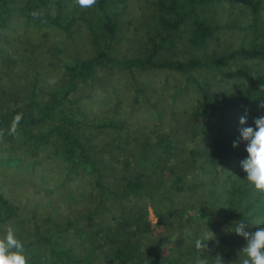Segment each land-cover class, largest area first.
Masks as SVG:
<instances>
[{"label":"trees","instance_id":"1","mask_svg":"<svg viewBox=\"0 0 264 264\" xmlns=\"http://www.w3.org/2000/svg\"><path fill=\"white\" fill-rule=\"evenodd\" d=\"M60 1L54 3L55 14L44 12L43 19L72 36L77 18L61 23ZM235 1L150 0L149 14L142 18L141 42L135 44L127 36V44H135L136 54L120 60L112 47L124 31L123 22L112 18L118 16L117 10L109 9L115 0H97L94 7L102 18L88 23L92 55L83 59L76 55L71 63L60 61L66 84L53 88L45 101L33 97V85V98L23 107L13 100L10 110L0 113V130L3 139L9 140L14 116L23 115L17 135L26 139L20 140L24 146L13 153H19V174L24 178L20 195L28 192L30 197L13 202L1 190L0 235L8 226L16 230L28 264H197L198 259L208 264L217 259L222 264H241L247 241L233 229L240 221L247 232L264 227V191L246 179L241 166L248 156L247 142L242 140L245 143L233 147L222 137L230 126L228 112L252 116V124L246 127L253 128L254 120L264 116V71L246 64L226 69L224 65L236 59L264 65L263 0L252 2L248 39L220 55L206 49L222 26L205 14L208 7ZM11 9L8 0H0V23L11 15ZM115 69L130 75L159 70L179 74L186 84L176 87L172 95H180L192 82L200 98L193 102L189 97L179 115L177 108L169 114L162 111L163 118L175 124L171 132L169 128H140L141 114L139 119L132 118L133 124L139 121L137 126L125 125L120 118L96 122L76 116L73 105L89 98V86L109 87L100 73ZM195 72L203 73L205 85L212 72L234 79L235 87L224 91L237 93L214 95L195 78ZM129 110L131 115L137 114L133 106ZM180 123H186L184 137L179 134ZM212 130L215 137L210 135ZM47 163L57 174L42 168ZM108 169L119 179L117 183L102 182V172ZM88 175L94 187L85 197L86 184L73 186ZM33 183L40 188L33 189ZM186 191L191 193L189 200L177 197ZM64 206L69 212L64 213ZM209 231L214 239L207 241L206 250H198L195 241L210 235Z\"/></svg>","mask_w":264,"mask_h":264},{"label":"rangeland","instance_id":"2","mask_svg":"<svg viewBox=\"0 0 264 264\" xmlns=\"http://www.w3.org/2000/svg\"><path fill=\"white\" fill-rule=\"evenodd\" d=\"M8 1L9 6L12 8L11 15L0 23V113L10 110L13 100L20 101V106L22 107L33 97L35 99L38 98V101H45L53 88L57 85L64 86L66 84V75L59 64L60 61L71 63L76 55L81 59L92 55L94 46L91 41L92 36L88 23L96 22L102 18V14L100 13L98 16V9L94 6L91 8H80L76 5L75 0H61L62 8L58 20L62 23L72 17L77 18L76 24L72 25L73 33L71 36L65 33L62 28L43 19L44 12L50 16L55 14L54 3L56 0ZM149 1L115 0V3L109 7L110 10H117L118 12V16H112V18L123 22L124 31L119 32V38L115 39L117 43L112 42L113 55L118 59L123 60L136 54L133 48L135 49L134 45L137 42H141L144 33L142 18L146 13L149 14L150 9L147 5ZM254 1L236 0L232 5L216 6L215 9L205 7L206 16L213 18L215 22L222 26L220 32L209 42L206 49L208 52L220 55L223 52L239 47L248 39L252 32L249 23L252 20V2ZM262 5L260 14L264 20V0ZM33 12L39 14L37 18L32 16ZM81 16L85 20H81ZM127 36L128 40L134 38L136 40L135 44L131 42L127 44ZM242 64L250 67L252 65L254 69L264 71L262 63H256L255 60L250 59L229 60L225 63L224 68H235ZM124 72L115 69L114 72L111 70V72L106 71L105 74L100 73V76L109 84V87H106V89L97 83L89 86V98L79 100L72 107L76 116L96 122L104 118L116 120L120 118L119 121H124V124L127 125L133 124L132 118L139 119L137 115L141 114L143 119L140 126L138 125L140 128L147 127L148 129L151 127L157 129V131L169 128V132H171L175 124L173 125L174 122H170L172 120L163 118L162 111L164 110L166 114H169L170 112L172 113L173 109L177 108V114L179 115L182 109L186 107V100H189V97V101L193 102L195 97L197 99L200 98L194 92L195 84L192 82L188 86L186 85L185 88L183 87L184 90L180 95H172L176 87L182 88L181 85L185 83L184 76L179 74L174 75L173 72L165 70L152 71L150 73L135 71L133 75L128 74L125 70ZM212 73L213 75L207 76L206 82L208 85H205L202 72H195L194 76L201 80L209 92L214 95H218L215 93L219 92H223L225 95L237 93L224 91L226 88L235 87L237 82L234 79L221 77L216 74L217 72ZM114 79L117 82L113 83ZM103 80L101 82L105 83ZM50 81H55V83H50ZM33 85H35L34 89H36L35 96L31 95ZM115 85L116 90H111V86ZM114 92H118L119 95ZM154 102L156 106H152L154 107L153 110L151 109V104ZM130 106L134 107L133 112L137 114L131 115V113H128V111L130 112ZM114 112L118 113L115 114ZM227 116L226 119H229L228 125L230 124V126L222 138L229 143H233L240 138V127H238L240 122L234 123L232 118H238L240 121V117L244 115L236 110L231 113L228 112ZM251 121H253L252 116H246V123L242 126L246 127L252 124ZM138 122H134L133 125L137 126ZM178 125L180 127L179 134L184 137L186 123ZM236 125L237 127L235 128L237 129L233 128ZM191 127H194L193 123H191ZM215 132L214 130L210 131V135L215 137ZM21 139L26 138L20 136V134L12 136L10 140L0 137V192L3 190L5 197H9L13 202H24L25 200L21 198L29 199L30 197L28 192L20 195L22 189L20 185L24 178H22L23 175L19 174V153H13L16 147L18 150L19 147L24 146L21 144ZM240 143L245 142L240 140ZM42 168L53 169L57 174V169L48 167V163ZM25 172L29 174L31 172L30 168ZM87 177L85 180H79L80 183L73 186L78 187L80 185L83 187V184H86L83 188L85 197L88 196L86 194L91 190V187H94L91 175ZM199 178H203V175L201 174ZM101 180L111 185L117 183L119 179L117 180L116 176L108 169L102 172ZM119 182L121 183V181ZM32 188L36 190L40 188V185L33 183ZM72 191L76 194V189ZM189 194L191 193L186 191L178 194L180 196L177 197L189 200ZM52 195L56 196L55 193H52ZM64 208V213L69 212L67 206H64Z\"/></svg>","mask_w":264,"mask_h":264},{"label":"clouds","instance_id":"3","mask_svg":"<svg viewBox=\"0 0 264 264\" xmlns=\"http://www.w3.org/2000/svg\"><path fill=\"white\" fill-rule=\"evenodd\" d=\"M76 5L80 8H91L97 0H75ZM37 12H33L34 18L38 17ZM55 83V81H50ZM264 107V103L261 104ZM22 113L14 116L8 134L15 136L17 129L22 120ZM240 124L246 123V116L240 117ZM255 128L248 126L240 129V138L233 142V147H237L240 140L246 141V152L248 156L241 161V166L246 172V179L254 185L257 190L264 191V116H260L254 120ZM4 132L0 130V137ZM246 225L243 221L238 222L234 231L236 234L243 236L247 243L242 248L243 258L241 264H264V227H257L253 232L245 231ZM205 238H198L195 246L198 250L207 249V241L214 239V234ZM206 239V243H205ZM0 264H28V257L25 253V246L18 237L16 230L12 226H8L5 232L0 235ZM197 264H208L204 259H198ZM215 264H222V259H217Z\"/></svg>","mask_w":264,"mask_h":264}]
</instances>
